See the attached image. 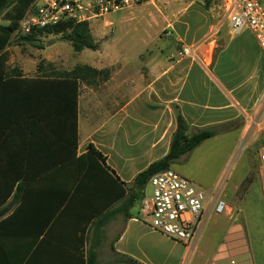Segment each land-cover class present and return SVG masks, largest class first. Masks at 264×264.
Listing matches in <instances>:
<instances>
[{"label":"crops","instance_id":"1","mask_svg":"<svg viewBox=\"0 0 264 264\" xmlns=\"http://www.w3.org/2000/svg\"><path fill=\"white\" fill-rule=\"evenodd\" d=\"M152 1L156 0L147 3ZM154 5L149 8L148 22L156 31L172 36L173 49L165 47V51L143 60L136 81H132L124 63L121 73L109 74L96 85L79 83L75 156L93 147L104 158L106 171L118 179V185L99 173L95 164L83 167L71 160L60 138L59 122L52 117L47 121L30 120L26 125L18 118L0 133V264H82L83 250L97 241L94 226H86L81 236V220H75L77 226H73L71 218L49 217L51 209L63 207L66 193L73 195L82 168L83 175L92 172L101 178L85 182L84 195L77 197L73 210L86 206L83 216L99 210H121L98 230L102 235L95 250L98 264H116V254L140 264H179L185 256L181 244L152 231L138 214L139 208L135 210L137 203L130 209L125 198L130 196L134 178L168 154L178 118L188 135L226 129L208 140L235 131L239 140L243 124L244 132L255 126L264 115V52L250 32L232 36L226 25L213 42L207 40L210 26L217 21L208 0H193L172 12L171 17ZM191 10L193 15L189 14ZM219 16L216 14V18ZM178 42L198 46L202 55L213 49L210 64L205 58L204 63L177 59L171 51H176ZM168 49L170 54H166ZM10 68L19 69L25 79L48 75ZM185 156L170 168L183 162ZM180 173L185 175V171ZM121 192L122 198L116 201Z\"/></svg>","mask_w":264,"mask_h":264},{"label":"rangeland","instance_id":"2","mask_svg":"<svg viewBox=\"0 0 264 264\" xmlns=\"http://www.w3.org/2000/svg\"><path fill=\"white\" fill-rule=\"evenodd\" d=\"M192 1L156 0L91 23L89 30L98 45L96 51L75 53L68 42L54 35L37 36L33 46L14 34L6 49L9 66L34 72L40 64L43 68L41 72L56 75L77 65H88L112 74L121 73L126 63L125 70L132 81H136L141 74L143 60L150 54L157 55L159 50L165 51V47L173 49L172 36L169 38L167 32L156 31L152 22H148L151 19L149 8H154L156 3L167 17H171L172 12ZM208 1L215 20L219 19L220 16L216 18V14H221L219 1ZM189 14L193 15L194 10ZM175 48L176 51L171 53L177 58V43ZM170 50L166 54H170ZM258 123L259 126L247 128L245 132L243 124L239 129L242 133L239 140L235 131L206 141L186 154L183 162L170 168L180 175V171H185V175L181 176L209 193H214L228 174L220 193L228 211L208 216L190 264L206 261L216 252L226 234H229L227 241L233 242L230 247L235 248L236 253L244 255L249 252L253 264H264V175L260 162V155L264 154V115L260 116ZM149 192L150 189H147ZM139 206L140 201L135 210Z\"/></svg>","mask_w":264,"mask_h":264},{"label":"trees","instance_id":"3","mask_svg":"<svg viewBox=\"0 0 264 264\" xmlns=\"http://www.w3.org/2000/svg\"><path fill=\"white\" fill-rule=\"evenodd\" d=\"M36 0H0V133L5 129H9L14 121L18 118L26 122L32 120L47 121L48 117H52L59 122L60 138L65 142L68 156L71 160H75L77 165L87 167L88 165H96L99 173L108 177L115 185H118V179L113 178L106 170L104 158L93 147L89 146L87 152L76 158L77 147V97L79 83L83 82L88 86L96 85L100 80H106L109 76L107 70H97L88 65H77L72 70L59 74H48L40 77L25 79L21 78L20 70L10 68L8 66L9 55L6 51L10 44L12 36L18 29L19 22L25 16L29 7ZM5 22L6 24H2ZM54 35L59 36L61 40L68 42L75 53L83 50L96 51L98 45L94 43L89 25L87 23H75L72 20L64 19L54 26L40 29L32 32L30 36L21 37L24 41L35 46V38L37 36ZM41 65H37L36 71H42ZM48 108L49 112L40 113L32 112L33 109ZM45 114L46 116H42ZM36 117V118H35ZM46 117V118H45ZM54 132V131H53ZM222 133L217 129L199 130L190 135L187 134V128L183 121L178 118L177 128L170 142L168 154L161 160L153 162L144 171L140 172L133 180V187L129 198H125V204L129 202L132 209L136 203L142 199V193L149 179L165 170L170 169L180 157L192 152L202 142L213 138L217 134ZM70 160V159H67ZM63 162V161H61ZM69 162V161H68ZM80 169V168H79ZM85 169V168H84ZM77 175L75 181V191L73 195L66 193L64 195L63 207L60 209H51L50 216H58L59 218L73 219V226H77L75 220L83 222V228L79 231L82 236L86 230V226L92 225L97 231V241L83 250L82 264H98L96 248L99 246L102 235L99 229L106 222L111 220L115 212L99 210L93 215L83 216L84 207L73 210V203L78 196H83V188L85 182H93L101 178L98 173H88L87 176L82 174L84 170ZM120 187V186H119ZM122 191V190H121ZM122 198L116 196V201ZM65 204V205H64ZM81 247H84L83 239L80 237ZM112 251H113V247ZM116 264H140L128 257L116 254Z\"/></svg>","mask_w":264,"mask_h":264},{"label":"built area","instance_id":"4","mask_svg":"<svg viewBox=\"0 0 264 264\" xmlns=\"http://www.w3.org/2000/svg\"><path fill=\"white\" fill-rule=\"evenodd\" d=\"M150 0H36L19 22L15 35L27 37L34 31L57 25L64 19L75 23H91L146 4ZM221 17L209 28L208 39L213 42L220 29L226 25L229 34L250 32L258 47L264 52V0H218ZM177 59L189 58L210 64L212 51L199 54L198 46L177 43ZM259 122V121H258ZM256 122L255 125L259 126ZM250 128V127H249ZM264 175V154L260 155ZM228 174L220 181L218 189L209 193L193 181L168 169L152 176L148 181L149 193L140 202L138 214L147 220L148 227L163 234L186 249L179 264H190L197 249L202 230L211 213L221 215L228 211L221 189ZM229 234L208 259L206 264H253L249 255L236 253L227 241ZM245 247L247 245L245 243ZM246 257V258H244Z\"/></svg>","mask_w":264,"mask_h":264}]
</instances>
